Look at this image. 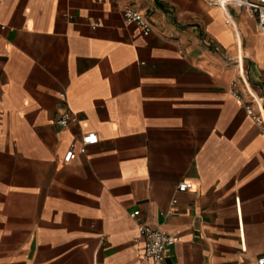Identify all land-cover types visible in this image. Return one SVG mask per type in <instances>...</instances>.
<instances>
[{"label":"crops","instance_id":"obj_1","mask_svg":"<svg viewBox=\"0 0 264 264\" xmlns=\"http://www.w3.org/2000/svg\"><path fill=\"white\" fill-rule=\"evenodd\" d=\"M229 9L234 28L205 0H0V264H154L136 209L178 237L168 264H256L264 132L228 58L264 103V35Z\"/></svg>","mask_w":264,"mask_h":264},{"label":"built area","instance_id":"obj_2","mask_svg":"<svg viewBox=\"0 0 264 264\" xmlns=\"http://www.w3.org/2000/svg\"><path fill=\"white\" fill-rule=\"evenodd\" d=\"M116 1V0H112ZM211 5H215L222 11L225 22L235 27L234 21L231 17L230 7L243 8L247 10L256 19L257 31L264 35V0H205ZM121 15L125 23H135L142 29L143 35H148L152 30V23L148 16L142 11L134 9L132 7H124L121 10ZM71 17V15H68ZM2 27V26H1ZM228 61L232 62L238 71V78L243 84L247 95L250 98V102L243 104L240 94L235 91H231V94L243 104L246 114L258 125L264 132V103L261 98L252 90L247 83L244 76V60L243 56H236L228 58ZM78 121L75 113L65 111L57 119L56 123L59 126H66L69 123L76 124ZM98 141L95 132H86L81 134L79 138V149L75 151L74 146L71 144L63 155L64 162H70L78 153L85 152L86 148L92 144H96ZM192 187V183L189 181H181L176 185L177 192H184ZM177 202L176 198L171 199V206ZM172 210L169 209L168 212ZM139 210H133L129 213L130 217L136 220V228L139 237L143 240V253L146 257L153 260L154 264H168L165 257V250L168 246L175 244L178 241V237L175 234H170L157 227L139 222ZM256 264H264V253L257 256L255 260Z\"/></svg>","mask_w":264,"mask_h":264}]
</instances>
